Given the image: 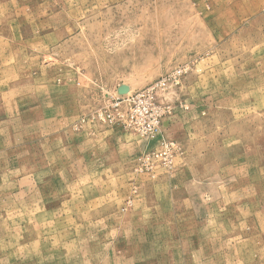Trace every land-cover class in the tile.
<instances>
[{
    "label": "rangeland",
    "instance_id": "rangeland-1",
    "mask_svg": "<svg viewBox=\"0 0 264 264\" xmlns=\"http://www.w3.org/2000/svg\"><path fill=\"white\" fill-rule=\"evenodd\" d=\"M0 264H264V0H0Z\"/></svg>",
    "mask_w": 264,
    "mask_h": 264
},
{
    "label": "built area",
    "instance_id": "built-area-1",
    "mask_svg": "<svg viewBox=\"0 0 264 264\" xmlns=\"http://www.w3.org/2000/svg\"><path fill=\"white\" fill-rule=\"evenodd\" d=\"M147 93H145V96H150V97H152V91L151 90H148V91H146ZM150 97H146V99H151Z\"/></svg>",
    "mask_w": 264,
    "mask_h": 264
}]
</instances>
